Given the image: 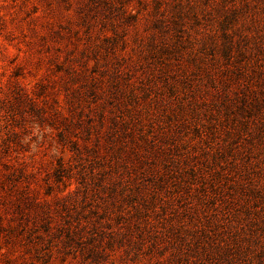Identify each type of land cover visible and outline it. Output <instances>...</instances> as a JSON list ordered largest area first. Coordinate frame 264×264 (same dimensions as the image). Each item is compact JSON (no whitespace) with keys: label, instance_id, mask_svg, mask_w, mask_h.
<instances>
[{"label":"rangeland","instance_id":"1","mask_svg":"<svg viewBox=\"0 0 264 264\" xmlns=\"http://www.w3.org/2000/svg\"><path fill=\"white\" fill-rule=\"evenodd\" d=\"M0 264H264V0H0Z\"/></svg>","mask_w":264,"mask_h":264},{"label":"trees","instance_id":"2","mask_svg":"<svg viewBox=\"0 0 264 264\" xmlns=\"http://www.w3.org/2000/svg\"><path fill=\"white\" fill-rule=\"evenodd\" d=\"M0 259H1L2 263H3V262L8 263V262H11V260H12V259H10V258L7 257V256H5V257H0Z\"/></svg>","mask_w":264,"mask_h":264}]
</instances>
